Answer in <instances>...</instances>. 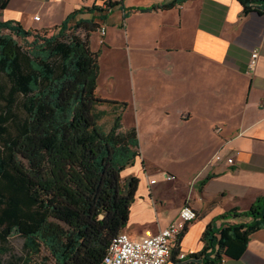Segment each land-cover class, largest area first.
I'll return each instance as SVG.
<instances>
[{"label": "crops", "instance_id": "obj_1", "mask_svg": "<svg viewBox=\"0 0 264 264\" xmlns=\"http://www.w3.org/2000/svg\"><path fill=\"white\" fill-rule=\"evenodd\" d=\"M174 1L10 0L1 20L19 23L25 30L47 31L74 12L118 4L102 25L105 44H99V30L90 35L100 73L102 57L113 48H127L125 67L132 70L136 68L133 48H143L137 54L153 53L151 82L171 92L167 97L152 94L147 102L109 99L102 89L97 93L102 99L127 104L118 109L124 110L122 124L128 111L137 112L140 157L122 176L123 180L135 177L139 183L122 233L134 240L154 236L176 220L188 203L198 218L173 242L166 264H205L198 254L205 246L206 228L219 226L224 222L219 218L232 209L247 211L264 195V12L244 14L236 0H186L173 9L161 8ZM255 49L259 59L249 73ZM124 57L119 60L124 62ZM190 94L205 107L209 139L187 155L174 154L169 151L173 144L188 143L197 132L193 112L182 105ZM161 115L171 121L166 129L141 120ZM132 127L134 121L127 129ZM216 127L223 128L222 134L215 133ZM220 151L235 163L210 168V160ZM163 173L174 180L166 181ZM219 264H264V230L253 235L240 259L225 258Z\"/></svg>", "mask_w": 264, "mask_h": 264}, {"label": "trees", "instance_id": "obj_2", "mask_svg": "<svg viewBox=\"0 0 264 264\" xmlns=\"http://www.w3.org/2000/svg\"><path fill=\"white\" fill-rule=\"evenodd\" d=\"M9 1L0 0V241L24 238L21 264H104L139 183L122 176L140 157L137 129L123 128L118 109L127 104L97 95L100 65L89 40L118 4L94 5L51 30L32 31L1 20ZM236 1L244 14L264 12V0ZM85 13L91 18L80 17ZM219 220L202 236L205 264L242 257L264 230V195ZM8 252L0 246V264Z\"/></svg>", "mask_w": 264, "mask_h": 264}, {"label": "rangeland", "instance_id": "obj_3", "mask_svg": "<svg viewBox=\"0 0 264 264\" xmlns=\"http://www.w3.org/2000/svg\"><path fill=\"white\" fill-rule=\"evenodd\" d=\"M105 28V27H104ZM106 29V28H105ZM132 31V30H131ZM4 34L7 32H3ZM99 44H105V36H101L99 31ZM18 40V39H17ZM20 41V40H19ZM132 41L134 42V36ZM22 43V42H21ZM113 48L110 52L104 54L103 59V68L101 69L100 77L101 80V88L99 87L98 80V89H102L103 96H107L109 99H117V100H127V101H135L138 98L141 101L147 102V98L150 95H159V96H170L171 92L167 90H163L151 82V78L149 75H152V69L149 67L150 58L153 56V53H139L143 48H133V64L135 65V69H128L127 67V48L118 49ZM134 53L137 54L134 55ZM123 60H119L122 56H124ZM116 59L118 62L116 64ZM126 60V62H125ZM126 65V67H125ZM144 68H142L143 66ZM101 66V65H100ZM109 80V81H108ZM99 96V95H98ZM101 98V97H100ZM1 106H4V102H0ZM184 108H189L194 114V121L192 122V126L197 130L196 134L192 136V140L188 143H177L173 144L170 152L179 155H187L190 152H193L197 149H200L204 145H202L206 140L209 139V132L205 128V107L200 104L195 97H192L191 94L185 96L183 100ZM101 110H105L109 113L113 111V107L111 105H103L100 107ZM137 112L134 113L132 111H128L123 118L124 129H127L128 125L134 121V126L137 129L138 118ZM112 116L108 115L103 121L102 124L109 128L112 123ZM143 122L149 124L154 123L155 125L166 129L170 126V119L161 116H150V118H141ZM138 130V129H137ZM173 150V151H172ZM0 246L8 248L9 252L1 257V264H21L19 261L20 258L25 257L26 250L24 247V238L20 235L12 236L8 242L2 243L0 241Z\"/></svg>", "mask_w": 264, "mask_h": 264}, {"label": "built area", "instance_id": "obj_4", "mask_svg": "<svg viewBox=\"0 0 264 264\" xmlns=\"http://www.w3.org/2000/svg\"><path fill=\"white\" fill-rule=\"evenodd\" d=\"M39 21L40 18H34ZM101 36H104L106 29H99ZM259 59V51L253 50L250 61L248 63V72L252 73L257 67ZM264 110V104H263ZM223 132L222 127H216L215 133L220 135ZM243 134H239L242 136ZM235 160L222 151L216 153L210 160L208 166L210 168L217 164H226L232 166ZM166 181H173L174 177L167 173H163ZM156 181H151L155 184ZM198 218L196 210L192 205L186 203L180 210L176 220L171 222L165 229L161 230L154 236L145 237L138 240L132 239L125 233H120L111 242L107 254L104 258V264H166L171 258L172 244L174 241L182 237L188 226ZM184 258V256H182Z\"/></svg>", "mask_w": 264, "mask_h": 264}]
</instances>
